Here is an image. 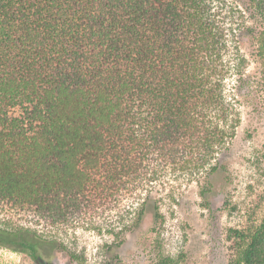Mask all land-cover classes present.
<instances>
[{
	"label": "trees",
	"instance_id": "16d2710c",
	"mask_svg": "<svg viewBox=\"0 0 264 264\" xmlns=\"http://www.w3.org/2000/svg\"><path fill=\"white\" fill-rule=\"evenodd\" d=\"M212 8L211 0H0V200L58 223L168 169L214 174L233 134L226 41ZM246 8L264 78V0ZM235 236L231 264H264V219ZM122 245H110L102 264H123ZM0 246L36 264H56L52 252L65 250L28 230L0 229Z\"/></svg>",
	"mask_w": 264,
	"mask_h": 264
},
{
	"label": "rangeland",
	"instance_id": "374dc122",
	"mask_svg": "<svg viewBox=\"0 0 264 264\" xmlns=\"http://www.w3.org/2000/svg\"><path fill=\"white\" fill-rule=\"evenodd\" d=\"M247 2L211 0L226 41L225 94L233 134L213 163L218 164L214 174L168 169L150 186L58 223L0 200V229L28 230L60 245L65 250L52 252L56 264H102L108 247L120 241L123 264H158L162 258L175 264H231L239 243L235 232L252 231L264 219V78L246 30L256 26ZM142 209L143 222L127 231ZM0 264L36 262L0 246Z\"/></svg>",
	"mask_w": 264,
	"mask_h": 264
}]
</instances>
